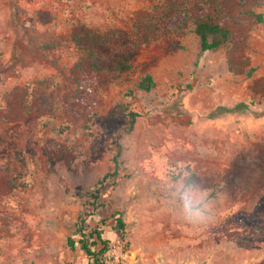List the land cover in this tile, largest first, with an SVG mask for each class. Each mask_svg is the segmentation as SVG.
<instances>
[{"label":"rangeland","instance_id":"obj_1","mask_svg":"<svg viewBox=\"0 0 264 264\" xmlns=\"http://www.w3.org/2000/svg\"><path fill=\"white\" fill-rule=\"evenodd\" d=\"M157 1L88 0L72 16L97 33L128 31ZM196 1L188 0L193 16L200 15ZM213 1L233 46L199 55L189 21L180 33L144 44L122 75L92 78L73 70L83 56L70 43L71 24L55 22L53 37L36 36L30 25L24 53H13L4 72L17 86L23 66L36 60L35 72L52 81L38 85L34 97L15 89L0 103V264H83L86 256L66 242L76 239L78 216L91 195L100 204L88 225L105 231L110 243L125 245L120 264H135L129 262L134 227L156 234L152 223L173 220L197 228L183 222L166 198L165 182L177 171L193 172L218 193L211 220L200 226L201 237L215 239L200 248L186 240L178 250L181 264H202L208 251L216 264H264V125L252 131L242 126L246 115L233 124L227 115L223 124L195 128L197 118L214 108L243 103L248 112H264V1ZM145 75L154 82L148 93L137 89ZM118 103L140 117L117 140L118 175L98 186L113 173L111 140L127 125L125 117L110 116ZM32 106L35 119L27 118ZM143 244L148 247V240Z\"/></svg>","mask_w":264,"mask_h":264},{"label":"trees","instance_id":"obj_2","mask_svg":"<svg viewBox=\"0 0 264 264\" xmlns=\"http://www.w3.org/2000/svg\"><path fill=\"white\" fill-rule=\"evenodd\" d=\"M193 5L198 10L199 16H193L192 6L189 5L188 0H158L152 11L144 15L140 21L131 24L128 31L117 29L106 34H99L81 26L72 36V44L84 53V64L92 78L127 73L144 44L167 34L180 33L189 21L192 25V32L198 38L199 55L220 48H230L235 44L227 21L220 16L218 6L213 0H198ZM204 6H208L206 11L203 10ZM256 20L261 23L262 16L256 15ZM171 48L174 47L171 46ZM153 87L154 82L149 75H145L137 84V89L146 93L150 92ZM246 109L243 103L237 104L233 109L220 108L223 112L233 110L240 112ZM110 116L125 117L127 125L121 128L120 134L111 140L109 147L116 149L111 159L113 173H105L97 181L98 186L118 175L117 159L121 148L117 140L123 134L130 133L140 117L137 112L129 110L127 104H118ZM193 176L201 183L198 177ZM89 199L88 207L83 206L86 212L78 216L75 229L76 239H67L66 246L72 252L75 250L82 252L88 259V264H102L101 255L110 242L102 238L104 234L102 230L96 226L92 228L87 223L100 204L98 196L91 195ZM115 224L117 229L123 233L125 226L122 220L115 219Z\"/></svg>","mask_w":264,"mask_h":264},{"label":"crops","instance_id":"obj_3","mask_svg":"<svg viewBox=\"0 0 264 264\" xmlns=\"http://www.w3.org/2000/svg\"><path fill=\"white\" fill-rule=\"evenodd\" d=\"M87 2L88 0H0V64H2L0 66V70L3 73L0 77V103H3L4 101L6 102V100L8 101L10 92L15 91V89L22 90L21 94L24 96V98L30 95L34 97L37 95L36 93L38 92V85H44L47 82L52 81L49 79L42 80L40 74L35 72V68L40 66V62L36 63V60L31 61V63L23 66L21 73L16 79L17 86H15V84L10 85L12 79L10 78L8 72H4L6 68L3 64L9 60L13 53H16L17 55L24 53L26 49V41L29 39L28 34L31 33V31H29L30 29L28 28L31 27L30 25L32 23L35 27V30L33 31H36V36L40 35L39 37L55 36L56 29L53 25L58 20H62L66 24H71L72 26L69 36L70 43L72 47L78 50L84 57V53L72 44L71 38L81 26H84L91 31L93 30L88 27L87 22L83 19L74 21L72 13L75 7L80 8L81 6L86 5ZM93 2L94 1H92V3ZM83 57L80 60H84ZM80 60L73 64V70L75 69L79 71L81 69L87 71L86 66H83L85 65L83 64L84 61H82V64H80ZM47 62L48 66L51 65L53 67V72H56L54 69H56L57 66L50 61ZM117 105H115L113 109ZM31 109L32 111H35L36 107L33 108L32 106L30 108V115L27 118L32 117L35 119L39 115H36L35 113L33 114ZM113 109L110 111V114ZM263 114L264 112L258 111L256 113H252L248 112V110L243 112H223L218 108H214V110H211L205 116L202 115L197 118V124L195 128L203 129L207 128L208 126H216L220 123L223 124L224 120L227 119L225 118L227 115L230 116L228 121L233 124L242 120L241 115H246L245 122L242 123V126H244L246 129L255 131L264 125V117L262 116ZM25 118V116L22 118V124L25 123ZM0 131H2V129H0ZM24 135L25 139H30L26 133H24ZM187 164L188 163H185L183 165L186 166ZM191 174L195 175L201 180L200 176L194 174L193 172ZM163 209H166V207ZM152 224L153 225L151 227L154 225L155 228L157 227L156 234L154 232L151 234L149 232H144L140 226H136L132 229L131 233L133 234H131V243L133 250L131 252L132 260L129 262H135V264H181L182 258L179 259L180 255L178 250L179 248H184V243L186 240L192 243V245H196V247L198 246L200 248L202 241H206L208 239L213 241V239H215L212 238V235H204L201 237L200 227L190 230L185 228L183 224L173 220L167 224H161L158 222ZM224 225L226 227V224ZM196 231H198V233L195 235ZM210 231L212 232V230ZM214 236H216V234H214ZM102 238L110 241V236L105 233V231ZM195 239H197L196 242L194 241ZM147 240L148 247L143 244V242ZM132 254L134 256H132ZM214 256L215 253L211 254V251H208L202 264H216ZM83 261V264H88V259L86 257H84Z\"/></svg>","mask_w":264,"mask_h":264},{"label":"clouds","instance_id":"obj_4","mask_svg":"<svg viewBox=\"0 0 264 264\" xmlns=\"http://www.w3.org/2000/svg\"><path fill=\"white\" fill-rule=\"evenodd\" d=\"M164 192L173 211L186 224L200 227L211 220L218 193L204 187L191 173H173L165 182Z\"/></svg>","mask_w":264,"mask_h":264},{"label":"built area","instance_id":"obj_5","mask_svg":"<svg viewBox=\"0 0 264 264\" xmlns=\"http://www.w3.org/2000/svg\"><path fill=\"white\" fill-rule=\"evenodd\" d=\"M126 253V247L121 242L109 243L101 255L102 264H120Z\"/></svg>","mask_w":264,"mask_h":264}]
</instances>
